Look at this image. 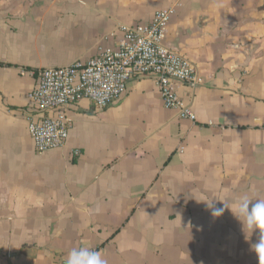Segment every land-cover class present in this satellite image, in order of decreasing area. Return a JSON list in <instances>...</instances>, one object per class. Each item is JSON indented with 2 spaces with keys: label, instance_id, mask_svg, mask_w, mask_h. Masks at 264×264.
Here are the masks:
<instances>
[{
  "label": "crops",
  "instance_id": "obj_1",
  "mask_svg": "<svg viewBox=\"0 0 264 264\" xmlns=\"http://www.w3.org/2000/svg\"><path fill=\"white\" fill-rule=\"evenodd\" d=\"M167 9L165 47L205 80L176 87L197 121L138 77L105 110L71 107L66 147L39 153V71L115 50ZM242 193L264 198V0H0V264H62L82 246L107 264H259L257 235L205 203Z\"/></svg>",
  "mask_w": 264,
  "mask_h": 264
},
{
  "label": "built area",
  "instance_id": "obj_2",
  "mask_svg": "<svg viewBox=\"0 0 264 264\" xmlns=\"http://www.w3.org/2000/svg\"><path fill=\"white\" fill-rule=\"evenodd\" d=\"M171 14L172 10H162L147 26L123 27L117 49H102L86 63L39 71L38 83L29 94L31 110L27 116L28 131L39 153L66 147L71 107L86 98L97 109L105 110L138 77L154 79L165 108L176 110L181 119L197 121L195 112L184 103L176 87L182 84L195 90L205 80L191 61L165 47ZM47 112L51 115L46 116Z\"/></svg>",
  "mask_w": 264,
  "mask_h": 264
},
{
  "label": "clouds",
  "instance_id": "obj_3",
  "mask_svg": "<svg viewBox=\"0 0 264 264\" xmlns=\"http://www.w3.org/2000/svg\"><path fill=\"white\" fill-rule=\"evenodd\" d=\"M216 201L212 199L205 202L213 218H219L225 210H230L241 223L246 239H250L254 233L257 235L258 239L251 245V249L261 264L264 260V198L242 193L231 202H222L223 207H217ZM65 264H107V260L100 251L82 246L68 252Z\"/></svg>",
  "mask_w": 264,
  "mask_h": 264
}]
</instances>
